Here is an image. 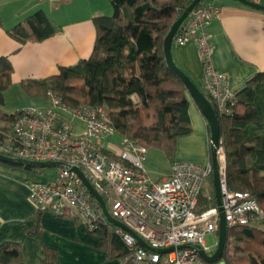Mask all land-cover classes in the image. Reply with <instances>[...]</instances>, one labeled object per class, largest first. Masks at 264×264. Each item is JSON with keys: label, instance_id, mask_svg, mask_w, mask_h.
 I'll return each instance as SVG.
<instances>
[{"label": "built area", "instance_id": "2783aa9c", "mask_svg": "<svg viewBox=\"0 0 264 264\" xmlns=\"http://www.w3.org/2000/svg\"><path fill=\"white\" fill-rule=\"evenodd\" d=\"M219 10L215 0L197 4L179 26L173 43L195 44L202 67L201 91L216 115L223 118L232 112L237 99L227 75L219 72L211 59L206 24ZM46 96L48 104L23 108L7 127L0 126L1 155L61 163L49 180L29 183L28 198L36 210L56 216L72 213L90 231L108 222L97 200L71 169L76 166L102 196L110 215L152 247H145L131 233L114 226L135 264H226L222 258L207 262L198 252L202 249L211 255L218 239V207L195 210L212 172L211 162L172 161L167 175L152 179L144 166L147 147L119 135L101 106L71 104L52 90ZM116 134L117 143L113 139ZM222 150L220 146L217 158ZM218 163L227 228L264 221V209L252 194L228 187L225 157ZM207 234L213 237L212 243L206 241ZM169 247L172 250L159 252Z\"/></svg>", "mask_w": 264, "mask_h": 264}, {"label": "trees", "instance_id": "16d2710c", "mask_svg": "<svg viewBox=\"0 0 264 264\" xmlns=\"http://www.w3.org/2000/svg\"><path fill=\"white\" fill-rule=\"evenodd\" d=\"M109 1L112 13L93 18L95 39L89 57L72 65L60 66L57 74L23 80L21 86L33 96H43L52 90L71 104L87 102L99 105L119 135L131 137L146 147H158L172 159L177 138L190 133L192 128L188 92L166 64L163 39L191 0ZM56 29L53 20L40 9L27 15L8 33L18 42L25 43L48 38ZM11 72L8 57L0 56V105L4 102L3 91L11 83ZM260 80H264V71L256 72L239 91H235L237 100L228 116L217 117L228 187L248 191L264 209V174L251 165L258 142L246 135L243 128L257 115L253 86ZM18 111L0 112V120L8 124ZM206 180H210L212 186L209 192H204L203 185L196 211L216 205L212 172ZM39 214L40 211L36 210L31 229L36 237L40 230L36 219ZM92 232L111 243L122 264H135L128 257V247L115 234L114 226L108 239L103 223ZM41 250L40 264H57L54 249L42 244ZM20 257L17 243L0 244V264H16ZM221 258L226 264H264V221L227 228Z\"/></svg>", "mask_w": 264, "mask_h": 264}, {"label": "crops", "instance_id": "0c3cea01", "mask_svg": "<svg viewBox=\"0 0 264 264\" xmlns=\"http://www.w3.org/2000/svg\"><path fill=\"white\" fill-rule=\"evenodd\" d=\"M215 1L219 13L206 24L212 63L227 75L229 86L239 91L256 72L264 71V10L236 0ZM40 9L57 27L52 36L20 43L9 35L15 24ZM111 13L109 0H0V56H7L12 66L11 83L3 97L12 86L29 94L21 81L57 74L60 66L89 57L95 39L93 18ZM171 51L176 65L200 86L202 67L195 44L172 43ZM253 89L257 115L243 128L246 135L257 139L251 165L264 174V80L255 82ZM37 97L44 102L41 106L48 104L47 99ZM187 98L192 130L177 138L172 161L211 162L206 119L189 94ZM0 112L5 111L0 107ZM45 168L27 170L0 161V244L15 242L20 246L21 257L16 264H40L42 244L54 249L57 264H122L111 243L101 240L72 213L56 216L40 211L36 217L39 236L31 233L36 207L28 198V185L45 182L56 172V168L53 172ZM105 226L108 239L114 225L107 222Z\"/></svg>", "mask_w": 264, "mask_h": 264}, {"label": "water", "instance_id": "95a60500", "mask_svg": "<svg viewBox=\"0 0 264 264\" xmlns=\"http://www.w3.org/2000/svg\"><path fill=\"white\" fill-rule=\"evenodd\" d=\"M240 3L247 5L249 7L257 8L264 10V3L256 2L253 0H236ZM201 0H191V2L183 9L182 13L173 21L171 24L167 34L163 39V53L165 57V61L169 69L180 78L182 83L184 84L188 94L193 99L194 103L206 119L207 125L209 127V149H210V160L212 165V182L216 200V206L218 207L219 211V221H218V239L217 245L214 252L211 255H208L202 249H199V254L203 257V259L207 262H214L217 261L222 257L226 238H227V225L224 219V214L221 207V190H220V177H219V163L217 158V151L221 146L220 140V126L218 117L209 102L206 95L200 90L197 84L182 70L180 69L173 60L172 57V43L173 38L188 16L190 11L198 4ZM0 161L4 163H12L17 165L28 166L31 168H45V167H60L61 163L59 162H52V161H29L20 158H12L5 155L0 154ZM71 169L76 172L79 177L82 179L83 183L92 194V196L97 200L100 207L102 208L103 214L106 217L107 221L113 224L114 226L121 227L125 231L131 233L142 245L145 247L152 249L141 237H139L136 233H134L128 226H126L123 222L113 218L102 198V196L96 191V189L92 186L90 181L86 178L84 173L76 166H72ZM173 247H169L166 249H159V252H167L172 250Z\"/></svg>", "mask_w": 264, "mask_h": 264}, {"label": "rangeland", "instance_id": "374dc122", "mask_svg": "<svg viewBox=\"0 0 264 264\" xmlns=\"http://www.w3.org/2000/svg\"><path fill=\"white\" fill-rule=\"evenodd\" d=\"M40 97L47 99L46 93ZM42 104H44V102L42 103V99H40L39 97L26 94L18 86H12L4 93V102L2 105H0V107L5 112L9 113L21 110L28 106H41ZM7 125L8 124H5L3 121H0L1 127H7ZM113 139L117 143L119 140V135H114ZM220 155L222 157H220ZM224 157V151L222 150L219 154L218 160L222 162V160H224ZM172 160L173 157L171 159V157H169L164 150L158 147L150 146L147 147L146 162L144 166L148 175L152 179H159L169 171ZM44 171L53 172L55 171V167L45 168ZM211 186V181L206 180L204 183L203 191L209 192ZM205 238L208 243L213 242V237L210 234H207ZM230 245V247H232L233 243L231 242Z\"/></svg>", "mask_w": 264, "mask_h": 264}]
</instances>
